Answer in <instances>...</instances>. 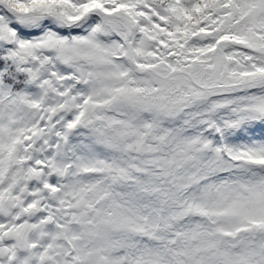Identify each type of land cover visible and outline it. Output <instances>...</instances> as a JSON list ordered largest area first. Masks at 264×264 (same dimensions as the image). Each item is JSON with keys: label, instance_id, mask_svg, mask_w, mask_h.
<instances>
[{"label": "snow or ice", "instance_id": "snow-or-ice-1", "mask_svg": "<svg viewBox=\"0 0 264 264\" xmlns=\"http://www.w3.org/2000/svg\"><path fill=\"white\" fill-rule=\"evenodd\" d=\"M0 264H264V0H0Z\"/></svg>", "mask_w": 264, "mask_h": 264}]
</instances>
